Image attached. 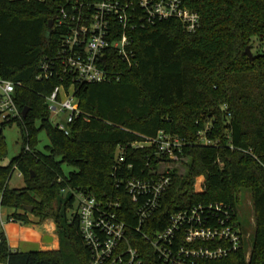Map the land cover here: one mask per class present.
<instances>
[{
    "label": "trees",
    "instance_id": "1",
    "mask_svg": "<svg viewBox=\"0 0 264 264\" xmlns=\"http://www.w3.org/2000/svg\"><path fill=\"white\" fill-rule=\"evenodd\" d=\"M65 2L0 0V77L14 83L21 114L0 128V212L13 209L6 221L25 224L31 222L30 214L41 221L52 217L59 238L56 251L22 252L8 245L0 229V263L88 264L89 251L74 214V193L83 192L103 202H119L128 238L143 264H161L150 243L134 230L138 203L125 188L127 178L152 176L157 160L150 158L146 166L151 147L129 148L120 168L116 156L118 145L129 146L163 130L184 141L181 157L189 162L183 176L169 171L172 183L142 231L161 230L171 213L199 204H223L236 212L237 191L248 188L255 213L249 264H264V0L192 2L189 7L200 18L195 32H187L176 19L134 30L137 65L119 81L77 86L81 113L68 134L50 121L46 100L59 77L38 78L42 63L59 45L61 32L53 26L48 33V21ZM15 122L22 149L4 165L2 130ZM44 129L49 144L39 151L37 138ZM63 164L74 170L65 174ZM15 167L25 177L22 189L8 186ZM199 176L205 187L200 193L195 192ZM237 257L243 260V254Z\"/></svg>",
    "mask_w": 264,
    "mask_h": 264
},
{
    "label": "built area",
    "instance_id": "2",
    "mask_svg": "<svg viewBox=\"0 0 264 264\" xmlns=\"http://www.w3.org/2000/svg\"><path fill=\"white\" fill-rule=\"evenodd\" d=\"M195 1L199 0H66L60 5L53 19V26L61 32L59 45L55 55L42 63L38 77L55 74L60 80L46 100L52 114L66 116L53 125L69 133V125L81 113L75 96L77 86L119 81L126 70L137 65L134 30L176 19L187 32H195L200 18L189 7ZM14 90L12 81L0 77V128L3 123L21 118ZM201 141L209 143L202 136ZM183 146L181 138L163 130L129 146L118 145V168L125 162L129 148L151 147L146 166H150V158L157 160L158 170L151 167L152 176L125 180L127 194L138 203L134 230L150 243L161 264H249L252 240L249 242L238 212H231L223 204H199L179 210L167 217L161 230L151 234L142 231L172 183L169 171L173 167L168 165L182 159ZM197 184L195 192H203V176ZM74 195V214L89 251L88 264H143L138 248L128 238V225L118 212L119 202H103L83 192ZM4 222L0 217L1 226ZM239 253L243 254L242 261L237 257Z\"/></svg>",
    "mask_w": 264,
    "mask_h": 264
},
{
    "label": "rangeland",
    "instance_id": "3",
    "mask_svg": "<svg viewBox=\"0 0 264 264\" xmlns=\"http://www.w3.org/2000/svg\"><path fill=\"white\" fill-rule=\"evenodd\" d=\"M258 45H259V42L257 40L252 43L253 52H255V50L257 49L256 47ZM262 50H264V44L262 45ZM65 116L66 115L64 113H60L58 115L51 113L50 121L52 122V124H56L59 121H63V119H65ZM2 131H3V135L5 137L6 144H7V155L2 163L4 165H7L14 157L18 156L19 153L21 152L23 140H22L20 127L17 124V122L13 123L12 125H6ZM47 144H49V138H48L46 130L44 129V130H41L38 134L37 149L39 151H43L45 145ZM188 162H189V159L187 157H184L183 159H179V160L174 161L173 163H170L168 166H171L173 167V169H176L177 174L179 176L181 175L183 176V174L186 171L185 164ZM63 170L65 174H68L70 171L74 170V168L69 165L63 164ZM199 180H200V176L195 179V184L197 183L199 184ZM8 186L10 188H15V189H22L25 187V177L16 167L13 169L11 177L8 180ZM237 195H238V199L236 203V212H238V218L244 226V232L246 234H249L248 240L249 242H251L253 238L254 226H255V223H254L255 213H254V208H253L251 191L248 188H240L237 191ZM32 211L33 209L28 212H32ZM43 213L46 214L47 212H43ZM29 217L32 218L33 220H35L36 218L38 220L41 219L40 217H36L35 215H32V214H30ZM46 219H52L54 221L52 217H48ZM46 219H43V220H46Z\"/></svg>",
    "mask_w": 264,
    "mask_h": 264
},
{
    "label": "crops",
    "instance_id": "4",
    "mask_svg": "<svg viewBox=\"0 0 264 264\" xmlns=\"http://www.w3.org/2000/svg\"><path fill=\"white\" fill-rule=\"evenodd\" d=\"M13 211L10 208H3L0 212V217L5 221L3 226L0 225V229L12 249L22 252L59 249L56 224L52 219L40 221L37 218L35 220L30 218L31 222L26 224L19 221H6L7 216Z\"/></svg>",
    "mask_w": 264,
    "mask_h": 264
},
{
    "label": "water",
    "instance_id": "5",
    "mask_svg": "<svg viewBox=\"0 0 264 264\" xmlns=\"http://www.w3.org/2000/svg\"><path fill=\"white\" fill-rule=\"evenodd\" d=\"M52 27H53V19H50V20L48 21V33H50ZM246 54H247L249 60H252V58H253V54H252V52H251V50H250L249 47H246ZM26 113H27V110L24 109V110L22 111V116L24 117V116L26 115ZM24 208H25L26 210H28V211H31V210L33 209L32 206H28V205H25Z\"/></svg>",
    "mask_w": 264,
    "mask_h": 264
}]
</instances>
